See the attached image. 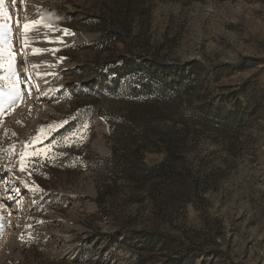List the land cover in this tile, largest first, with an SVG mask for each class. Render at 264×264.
I'll return each mask as SVG.
<instances>
[{
  "label": "rangeland",
  "instance_id": "obj_1",
  "mask_svg": "<svg viewBox=\"0 0 264 264\" xmlns=\"http://www.w3.org/2000/svg\"><path fill=\"white\" fill-rule=\"evenodd\" d=\"M0 24V264H264V0H0Z\"/></svg>",
  "mask_w": 264,
  "mask_h": 264
},
{
  "label": "snow or ice",
  "instance_id": "obj_2",
  "mask_svg": "<svg viewBox=\"0 0 264 264\" xmlns=\"http://www.w3.org/2000/svg\"><path fill=\"white\" fill-rule=\"evenodd\" d=\"M31 23L33 25H36V26H40L41 25V21H39V20H33V21H31ZM43 26L44 27H50L48 25H43ZM24 29H25V31H27L29 29V24L28 23L24 24ZM7 30H8V26L6 24H0V57L5 55L4 46L8 45V40L4 38V33ZM62 32L65 35L71 34L68 29H63ZM39 52H40L39 49H33V54H37ZM7 55L9 57H11L12 53L8 52ZM0 66H3V65L0 64ZM7 69H8V71H9L11 76H15L16 75V73L13 71V62H12L11 59H9V61H8ZM20 98H21V94H20L19 86L17 84H15V83H11L10 84V99H12L13 102H15V101H18ZM41 132H43V129H41ZM83 138H84L83 134H80L79 140H83ZM43 139H44V137L42 135L40 137H37L36 138V143H40ZM79 140H77L76 137H72V141L75 142V145L77 147L79 146ZM69 146H71V143H70ZM33 152H35V149H33ZM32 154L33 153H28V152H25L23 154V157L21 159V171L24 170V158H26V157H28V156H30ZM48 155H49V157L51 156L50 153ZM21 239L23 240V234L21 235Z\"/></svg>",
  "mask_w": 264,
  "mask_h": 264
},
{
  "label": "bare ground",
  "instance_id": "obj_3",
  "mask_svg": "<svg viewBox=\"0 0 264 264\" xmlns=\"http://www.w3.org/2000/svg\"><path fill=\"white\" fill-rule=\"evenodd\" d=\"M8 173H14V170L10 169L6 174H8Z\"/></svg>",
  "mask_w": 264,
  "mask_h": 264
}]
</instances>
